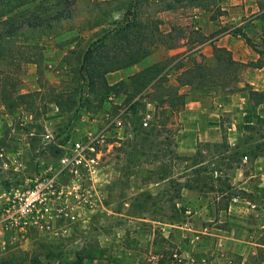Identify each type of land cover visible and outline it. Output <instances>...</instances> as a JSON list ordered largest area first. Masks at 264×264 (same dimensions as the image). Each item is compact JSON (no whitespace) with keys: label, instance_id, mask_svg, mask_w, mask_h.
Masks as SVG:
<instances>
[{"label":"rangeland","instance_id":"rangeland-1","mask_svg":"<svg viewBox=\"0 0 264 264\" xmlns=\"http://www.w3.org/2000/svg\"><path fill=\"white\" fill-rule=\"evenodd\" d=\"M169 2L174 0H39L29 8H35L38 14L58 12L67 17L36 42L43 47V60L39 66L26 65L19 88L20 93L31 97L12 115L0 101V185L9 180L29 184L46 164L60 160L75 138L91 132L105 136L95 152L86 155L88 160H99V172L92 180L82 176L77 183L84 189L92 186L101 191L105 209L88 212L85 227L73 225L58 238L35 235L24 250L0 249V264H79V259L80 264H179L175 255L182 253L178 242L184 237L177 223L191 216L178 206L184 202L182 188L197 189L183 204L193 213L214 201L218 208H227L230 195L236 192L219 197V184L222 190L230 185L234 168L246 156L247 160H256L264 155L263 122L254 129L239 125L238 131L230 133L228 128L235 120L224 113L220 143L198 141L196 152L187 155L178 151L179 114L159 128L153 116L147 117L154 112L152 106L148 105L146 111L140 107L137 119L126 93L112 96L111 103L98 108L81 64L86 54L95 56L102 38L128 12L142 20L161 21L160 31L171 37L169 44L164 43L162 35L147 43L150 55L110 74L111 85L156 63L163 66L164 79L172 85L181 68L191 67L193 59L200 60L189 50L202 51L212 59V45L218 41L222 44L236 30L244 33L251 27L257 35L264 30V0L259 1L262 13L251 7L240 12V0H217L207 6L203 3V8L190 7L187 0H181L177 10L163 11ZM230 15H236V19L230 21ZM247 70L241 74L243 83ZM54 91L71 94L76 101L74 107L60 110L52 102ZM196 91H215L220 96L239 93L210 86ZM229 137L237 141L236 147H231ZM163 179L167 181L161 183ZM176 219L175 226H168Z\"/></svg>","mask_w":264,"mask_h":264},{"label":"trees","instance_id":"trees-1","mask_svg":"<svg viewBox=\"0 0 264 264\" xmlns=\"http://www.w3.org/2000/svg\"><path fill=\"white\" fill-rule=\"evenodd\" d=\"M39 0H0V101L7 112L12 115L31 97V94H22L19 91L25 67L28 64L37 66L43 60V47L36 42L42 35L50 33L56 22L65 19L67 14L58 12H41L29 10ZM174 0L167 3L163 11L177 10ZM183 1V0H182ZM217 0H187L188 6L203 8L215 4ZM206 3V6L205 4ZM36 7V6H35ZM264 17V12H263ZM161 21L142 20L134 12H128L123 20L116 22L115 28L109 31L100 41L95 56L86 54L81 68L87 80L89 91L96 95L98 108L111 103L109 98L128 94L127 102H132V113H140V107L146 111L149 104L154 106V120L156 126L164 128L170 118L182 111L187 104V95L180 93L181 87L189 86L192 89L203 90L206 87H216L234 93L246 91L254 108L264 104V90L254 89L249 84L241 86V74L246 68L264 70V30L259 40L248 37L241 30H236L233 36L242 37L245 43L256 53L257 61L243 63L237 61L233 53L225 47L213 45V57L208 59L203 52H191L194 57L193 65L181 68L177 75L178 85L167 84L164 79V68L156 63L129 76L116 84L111 85L108 74L128 69L150 55L147 43H153L158 35H162L165 44H169L170 33L160 31L158 24ZM152 32H149V30ZM21 40L22 43L20 42ZM177 47V44H171ZM189 56V55H188ZM125 94V95H126ZM53 103L59 109L70 110L76 104L71 94L52 92ZM258 122H264L258 118ZM255 125L246 126L254 129ZM62 152L61 149H59ZM12 180L4 182L5 188H10ZM187 187V186H186ZM191 188V187H189ZM192 189V188H191ZM172 220V223H177ZM183 222V221H182ZM81 256H78V259ZM239 260V259H238ZM82 259H79V264ZM234 264H240L237 261Z\"/></svg>","mask_w":264,"mask_h":264},{"label":"crops","instance_id":"crops-1","mask_svg":"<svg viewBox=\"0 0 264 264\" xmlns=\"http://www.w3.org/2000/svg\"><path fill=\"white\" fill-rule=\"evenodd\" d=\"M259 1L261 0H240L242 4L240 12L242 10V12H247L251 7L254 11L262 13ZM234 17L236 15H230V21L235 20ZM262 32L260 30L259 35L256 32L252 33L250 27L246 28L244 33L252 39L259 40ZM229 37L222 44L218 41L214 45L230 50L237 61L243 63L257 61L258 54L245 41L233 35ZM195 50H189L188 53L195 52ZM247 69L245 82H242L241 86L249 84L254 89L263 91L264 70ZM110 74L114 73H109L108 76ZM172 85H178L177 76ZM180 93L187 95V104L177 117L180 130L176 137L178 151L182 154H194L198 141L220 143L224 113H229V116L235 120V123H232L228 128L230 133L238 131L237 126L239 125L240 128L241 126H254L258 123V118L264 120V104L254 108L246 91L220 96L216 95L215 91H196L186 86L180 88ZM149 105L152 106L151 110L155 111L153 104ZM151 115L153 116L154 112ZM240 133H243V130ZM229 143L231 147H236L238 144L232 137H229ZM166 181L163 179L160 182ZM218 187H221L220 191H217L219 197L236 192L230 195L229 206L221 209L214 201L203 207L199 206V210L194 213L183 204L188 203L186 197L195 191L197 193V189L182 188L184 202L178 203V206L182 205L180 211L183 210L185 214L191 216L188 220L177 223V227L184 237L178 242L182 247V253L175 255L178 263L234 264L239 261L240 264H264V155L260 154L256 160H243L241 165L234 168L230 185L224 186V190H222V184H219ZM233 197L239 198L237 204H232ZM103 209H105L104 205L96 209L95 212ZM88 222L87 220L82 226L85 227L84 225H87ZM175 225L172 222L168 223V226L171 227Z\"/></svg>","mask_w":264,"mask_h":264},{"label":"built area","instance_id":"built-area-1","mask_svg":"<svg viewBox=\"0 0 264 264\" xmlns=\"http://www.w3.org/2000/svg\"><path fill=\"white\" fill-rule=\"evenodd\" d=\"M144 126L148 127L147 120ZM104 137L90 132L75 138L60 160L46 164L29 184L0 186V249L24 250L35 235L58 238L69 227L85 224L88 212L94 213L103 206L101 191L92 186L84 189L77 182L82 176L92 180L99 172V160H88L86 155L95 152ZM231 202L237 204L239 198L233 197Z\"/></svg>","mask_w":264,"mask_h":264}]
</instances>
